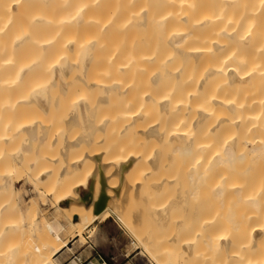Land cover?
<instances>
[{
  "label": "bare ground",
  "instance_id": "bare-ground-1",
  "mask_svg": "<svg viewBox=\"0 0 264 264\" xmlns=\"http://www.w3.org/2000/svg\"><path fill=\"white\" fill-rule=\"evenodd\" d=\"M63 102L76 113L57 128L43 113L58 104L60 110ZM74 124L84 125L83 133L75 139L62 134ZM104 131V152L93 153L86 146ZM146 144L149 159L143 156ZM90 158L97 194L77 196L71 229H83L108 211L155 264H264L260 255H247L253 248L264 254L260 211L238 221L234 214L205 213L226 202L264 206V0H0V194L11 198L0 199V237H26L41 225L39 217L25 228L21 217L51 198L53 185L83 186L74 177ZM53 161L59 172L52 178ZM173 162L184 172V186L170 170ZM247 166L257 169L249 179L243 176ZM152 172L158 173L153 180L145 177ZM22 175L36 198L19 209L11 179ZM103 175L116 182L103 183ZM177 187L186 189L189 206H183L188 210L191 204L192 220L204 221L209 235L202 222V232L193 231L192 238L179 235L194 230L191 222L181 224L182 230L175 224L180 229L158 242L141 238L122 212L125 194L134 197L149 188V205L160 200L152 212L145 204L147 217L134 211L151 229L155 217V224L167 226L165 201L176 198ZM257 216L245 232L242 226ZM46 223L53 237L65 230L60 220ZM222 225L223 231L213 233ZM199 233L205 249L217 247L218 256L197 253ZM245 233L256 240L245 245ZM68 242L61 240L50 252L28 245L24 254L34 252L35 264H50ZM91 264L103 261L96 255Z\"/></svg>",
  "mask_w": 264,
  "mask_h": 264
},
{
  "label": "rangeland",
  "instance_id": "rangeland-1",
  "mask_svg": "<svg viewBox=\"0 0 264 264\" xmlns=\"http://www.w3.org/2000/svg\"><path fill=\"white\" fill-rule=\"evenodd\" d=\"M64 103L65 102H63L62 106L64 105ZM59 105H61V104L54 106V109L52 108L54 111L51 109L52 110L51 112L43 113V115L46 118H48V119L51 118V120H53L54 124H52V125H54L56 127L57 126L62 127L63 126L62 125V119L64 121V119H68L72 115V113H76L74 109H73L74 111H72L73 107L69 108V110L67 109L68 103H65V106H64L66 110H63L64 107L63 108L60 107V110H59ZM56 108L58 109V111ZM103 111H104L103 108H102V110L98 109L97 110V117H100V116L102 117V115L104 114ZM102 112H103V114H102ZM67 113H68V115H67ZM60 121H61V123H60ZM54 126H52L53 129L55 128ZM60 129L61 128L58 129V132H60ZM83 129H84V125H82V128H80L78 125L74 124L69 129H67L66 133L62 132V134L73 136L75 139L76 137H78L79 132H80V134L83 133V131H82ZM60 134H61V132H60ZM105 138H106V141H105V143H106L107 142V136H106L105 131L104 132H96L92 137L91 144H87L86 147L89 148L90 150L94 149L95 151H92L93 153L94 152L96 153L99 151H102V153H103L104 149H105L104 148L105 145H102L103 144L102 142H104ZM44 145H45V142L42 144V147H45ZM150 148H151V146L149 147V146H147V144L145 145L144 153H143L144 158L149 159V155H150L149 149ZM32 153L31 154L33 156L34 155L36 156V152H32ZM42 153L43 152H41V154ZM57 154H58V152H55L52 155L57 156ZM37 155H39V156H37L38 158L43 156V154L41 156L38 153H37ZM49 155H50V153H49ZM49 155H47V156H49ZM52 155H50V156H52ZM33 156L30 155L31 158ZM146 156H148V157H146ZM31 158H30L31 163H32V161H35V162L37 161L35 158H33V160ZM94 163H95V160H92L90 158V160L87 161L86 165L83 168H81V170H79L74 177V179H76L77 181H83V183H84L83 186L78 187V188H67V187L58 188V187H56V185H53L50 188V190H48V191L53 192L51 194L52 197L51 198L49 197L48 199L46 198L45 201L43 202V205H42V202L40 201L41 203H39V207L32 209V211H30V213L27 216H25L24 218L21 217V220L23 222L22 223L18 222V223H21L23 226H25V228L27 227L28 223L30 222V219L32 221H37L38 218L40 217L42 223H41V225L39 224L35 230H34V228H35V225H34V228L32 227L33 230L29 231L28 232L29 234H27L26 237H23V236H20L17 234H6V235L0 237V264H35L36 263V257L34 255L35 253L31 252L28 254H24L25 246L29 245L30 248L32 246L40 247V248L45 249V251L48 250V252H50L52 250L53 245H56V244L60 243L61 240H65V239L69 240V242H68V248L65 249L66 251H65V254L63 255L64 256V262L62 264H88V262L96 254L100 256L102 261H107L110 264H155L153 262V260H151L146 255V252L144 251V249L136 248L138 246V243H136L137 241L135 240L133 234L129 233L126 230V228H124L119 222H117L116 219H114V217H112L111 214L109 215L108 211H105L102 214L103 216L108 215L105 220H101L103 216L102 217L100 216V217L94 219L93 220L94 222L92 221L87 226H85L83 229L80 228L79 230H75L73 228L71 229V227L69 226V223H73L76 221V220H73V217H74V213L77 211L76 208H78V206H79V203L76 200L77 196H83V194L88 193V194H91V197L94 199L96 194H97L98 185L93 183V178H92L93 172H91V171H93V166H94L93 164ZM50 166L52 167V170H51L52 173H51L50 177L53 178L54 176H57L56 173L59 172V170H58L59 163L53 161V162H50ZM170 170L172 171L173 175L178 177V181L184 186V184H186L184 181V172H181V170L178 169V166L175 165V162H173L170 165ZM256 171H257L256 168H253L252 166H247L246 171L243 174V176L246 175L247 179H249L250 176ZM155 174H158V173L152 172L145 177H147L150 180H153L155 177ZM13 178L11 179V181L16 188V194H17V196L15 195L16 199H18V197H20V199L17 200L18 201L17 207L19 209H21L22 206H25L27 204V201L30 198H32V197L36 198V194L32 191L30 184L28 183V181L26 180V178L23 175L20 178H16L15 180ZM129 178H130L129 176L126 177V179H129ZM109 179L111 182H112V180L114 183L116 182V180H114L112 176H106V175L105 176L103 175L102 181L104 183L106 181H109ZM51 182H52V179H51ZM114 183H113V185H114ZM91 184H93V189L90 192L88 189H89V185H91ZM107 184H108V182H107ZM110 186H112V185H110ZM182 187L180 188L181 191H182ZM102 188H103V186H102ZM174 190H175L174 192H176L177 194L174 195L176 198H174L173 201H171L172 199L170 196V200L168 199L169 198L168 197L167 199L169 201L167 199L166 200L168 202L165 201V203H167V206H166V204H164V201H163V203L161 202V207L163 205H165L167 207L165 212L169 210L167 212V214L166 213L165 214L168 216V218L171 217L170 219L167 218V221H166L167 226H164V225H166L165 223L164 224L162 223V225H159L160 222L155 217L154 221L157 220L159 224H157V222L155 224L154 221H151V219H150V222L151 223L153 222L152 223L153 225H151L152 226L151 229H149L150 225L148 223V220L146 219L147 220L146 221L143 219H145L148 216L147 214H150L149 212L151 211L152 208L155 209L159 205V201H160L159 196L157 198V195L156 194H155L156 196L154 195V197H156L159 200V201H155V202H157L158 205H156V207H154L155 204L154 205L152 204V206H151V205H149L150 203L147 200V199H149L150 195L148 196V198H146L147 195L151 192V190L149 188H147V191H146V189H143V188L139 189L138 195L134 196V197L131 196V194H125L126 196L124 198V202L122 203L123 207H124V208L122 207V212L126 216V218H128V221L131 220V222H133L135 224L134 225L131 223L133 225L132 226L133 230L138 231V233H140L141 238L144 237V239H148L150 241L158 242L161 240L162 237L164 238L165 236H167V238H168V235L170 234V232H173L174 230L177 229L175 224H177V226L179 225L178 227H180L182 230V229H184V228H182V226L184 224L188 223L190 225L191 222H192V224H194V226L192 225L194 230H192L193 228H191L190 229V230H192L191 232L189 231L188 233H186L185 231H182L179 235H181V234L186 235L187 234L189 237L192 238V235L194 234V233H192L193 231L197 230L196 231L197 233H198V231L202 232L199 229L200 228L199 225L201 222L203 223V224L201 223L202 224L201 228L205 225L204 228H202V229L205 230L204 232L206 233L207 236L209 235L208 227H206V224L204 221H201L199 219H198V221L196 220L197 221V227L195 228L196 221L192 220V218H191V215H192L191 214V211H192L191 204H190V207H187L188 210L185 209L186 205L189 206V203H188L189 199H187V195L185 193L186 189L184 190V192L179 191V187H177L176 189L174 188ZM172 191H173V189H172ZM180 192L184 193V195H182L183 197L181 196V198L178 197ZM128 193H132V192L129 191ZM117 195H119V194H117ZM117 195H115V198L117 197ZM132 195H133V193H132ZM162 195L164 197V195H166V194H162ZM168 195H170V192ZM60 196H65V197H62V200H59V199L55 200V197H60ZM152 196H153V194L151 195V197ZM154 197H152V199ZM161 198H162V196H160V199ZM0 199L2 201H5L6 199L11 201V198L5 193L0 194ZM104 199H105L104 202L106 205L107 200L109 198L105 194H104ZM164 199H165V197H164ZM175 199H176L178 205L180 204V202H179L180 199H182L183 200V201L181 200L182 206L176 205V207H174L175 206L174 204H177L174 201ZM21 200H22V202H21ZM114 200H113V204H117L118 200H116V199H114ZM145 200L147 201V203H145L146 202ZM140 201H142V202H140ZM145 204H147V206L149 205L147 207V209L150 210V211L146 210V213H144V211H145L144 209H146V208H144V207H146ZM184 204H186V205L183 206ZM228 204L229 203H227V202L224 204H220V205L217 204L214 208L210 209L209 211L208 210L205 211V213L207 215H211L213 213L234 214L235 216L231 215V218L233 217L235 219V221H236V219L238 221L239 217L240 218L242 217L241 219L243 220L244 219L243 216L246 215L249 211H255V212L260 211L262 216H264V206H259V207L252 206L251 207L245 203L244 204L243 203L236 204L234 202H233V204H236L234 206H232V204L231 205L230 204L228 205ZM183 207L186 211L183 209ZM189 208H191V209H189ZM216 208H218V209L215 210ZM139 210L143 213L142 214L140 212L137 213ZM189 210H191V211H189ZM131 211H133V212L129 213ZM134 211L138 215L141 214L140 216H142V217L146 216L145 218H142V217H140V218H142L143 222L144 221L147 222V224L149 226V227L147 226L148 227L147 229L145 228L146 222L143 223L141 220L142 223L141 222L139 223L138 221H140V218L138 217L137 214L134 213ZM187 211H189L190 214ZM144 214H146V215H144ZM170 214H171V216H170ZM129 215L130 216L133 215L134 219H133V217H132V219H130L128 217ZM134 215H137V217H138V219L136 218L137 221L135 220L136 216H134ZM236 215H237V218H236ZM70 216H71V218H69ZM150 216H152V214ZM189 216H190V218H189ZM259 218L260 217L257 216L256 218L249 219L248 223H246V225L242 226L243 230L246 232L249 229V227L252 225V223H254L256 221L255 219H259ZM53 219L60 220V222L65 227V230L62 232L60 237H53V235L50 234L49 226H47L48 224L46 223V221L53 220ZM188 219H191V220L188 221ZM168 220H169V222H168ZM242 220H241V223L243 222ZM183 221H184V223H182ZM181 224H182V226H180ZM158 225H159V227L161 226V228H159ZM173 227H175V229ZM142 228H144V229H142ZM224 228L225 227L223 225L218 227V228H214L213 233H218L220 231H223ZM145 229L147 230L146 234H144ZM179 229H177V230H179ZM140 230H141V232H140ZM151 230H153V232ZM205 233H203V234H205ZM199 234H200V238L197 237V242H198L197 246L199 247L197 250L198 251L197 253H199V252L201 253L202 251H204L206 254H210L209 251H211V254L213 253V255H217V253L220 252L219 250L217 252L216 249H218V248L215 247V248L207 251L205 249V242H204L205 238H204V241L202 239V237L204 235L202 234L203 236H201V233H199ZM71 235H73V236H71ZM144 235H146L147 238ZM163 235H165V236H163ZM70 236L72 239H70ZM245 236H247L246 233H245ZM245 236L242 237L243 238L242 243H245V245H249L250 241L254 242V240H256V239L253 240V238H250L251 239L250 240L248 236L247 237H245ZM246 240H248V243H246L247 242ZM260 243L262 244V240L260 241ZM149 245H151V244H149ZM149 245H148V247H149ZM153 245H152V248H153ZM157 245L154 246V248L157 247ZM152 248H151V250H152ZM251 250L252 249H250V251L248 250V253H247L248 258H249V256L252 257V256H258V255H260L262 258H264V256H262L264 254L261 255L260 253H258V251H259L258 249H257L258 251H256L255 248H253V250H255V251H253V250L251 251ZM204 252H202V253H204ZM215 252H217V253L215 254ZM254 252H256V253H254ZM259 252H261V251H259ZM253 254H255V255H253ZM207 258L211 259L209 256ZM251 259H255V257H252ZM207 261H209V260L207 259ZM59 263H60V261L57 260V255H56L52 259L50 264H59Z\"/></svg>",
  "mask_w": 264,
  "mask_h": 264
},
{
  "label": "crops",
  "instance_id": "crops-1",
  "mask_svg": "<svg viewBox=\"0 0 264 264\" xmlns=\"http://www.w3.org/2000/svg\"><path fill=\"white\" fill-rule=\"evenodd\" d=\"M66 248H68V245H67V247H65L61 252H59L58 254H57V260L58 261H60V263L59 264H62L63 262H64V254H65V249ZM97 255V254H96ZM96 255H94L93 256V258L88 262V264H91L92 263V261H93V259H94V257L96 256ZM99 256V255H98ZM100 257V256H99ZM103 264H107L105 261H103ZM108 264H110V263H108Z\"/></svg>",
  "mask_w": 264,
  "mask_h": 264
},
{
  "label": "trees",
  "instance_id": "trees-1",
  "mask_svg": "<svg viewBox=\"0 0 264 264\" xmlns=\"http://www.w3.org/2000/svg\"><path fill=\"white\" fill-rule=\"evenodd\" d=\"M107 264H108V262L107 261H105Z\"/></svg>",
  "mask_w": 264,
  "mask_h": 264
}]
</instances>
